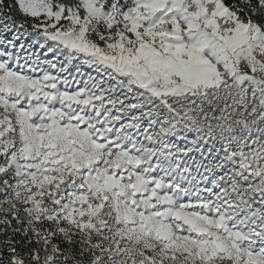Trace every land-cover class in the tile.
<instances>
[{"label":"snow or ice","instance_id":"obj_1","mask_svg":"<svg viewBox=\"0 0 264 264\" xmlns=\"http://www.w3.org/2000/svg\"><path fill=\"white\" fill-rule=\"evenodd\" d=\"M0 264H264V0H0Z\"/></svg>","mask_w":264,"mask_h":264}]
</instances>
